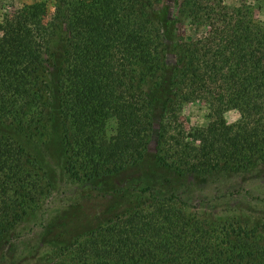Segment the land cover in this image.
Returning <instances> with one entry per match:
<instances>
[{
  "label": "trees",
  "instance_id": "1",
  "mask_svg": "<svg viewBox=\"0 0 264 264\" xmlns=\"http://www.w3.org/2000/svg\"><path fill=\"white\" fill-rule=\"evenodd\" d=\"M172 1L189 20L174 61L163 0H56L52 17L37 2L14 13L13 40L0 26V142L16 141L2 153L38 141L71 180L91 188L87 196L105 201L73 235L56 232L65 224L44 234L40 248L72 254V264H264V224L251 226L239 212L191 213L177 194L264 168V24L246 3L231 17L224 0ZM193 102L214 109L208 135L182 127L180 113ZM230 111L239 115L233 124L224 118ZM113 121L121 130L109 134ZM116 175L120 188L100 189ZM44 181V173L0 169L1 254L20 238L16 225L44 197Z\"/></svg>",
  "mask_w": 264,
  "mask_h": 264
},
{
  "label": "rangeland",
  "instance_id": "2",
  "mask_svg": "<svg viewBox=\"0 0 264 264\" xmlns=\"http://www.w3.org/2000/svg\"><path fill=\"white\" fill-rule=\"evenodd\" d=\"M37 2L45 3L49 16L54 15L56 0H0V26L4 27L3 35L6 40H13L16 36L14 13L23 6ZM242 3L251 5L255 9L256 18L264 24V0H224L226 13L233 17ZM160 8L163 14L168 13V21L164 26L167 60L174 61V48L178 38L189 34V20L182 8L172 0H163ZM58 43L60 41L55 42V45ZM56 52H61L59 46ZM49 71L55 73L56 69L51 68ZM47 85L49 109L54 112L53 78L48 77ZM224 118L228 124H233L239 119V115L235 111H230L225 113ZM180 122L187 132L208 135L215 127L214 109L204 102L186 104L180 113ZM120 130L118 121L111 122L107 129L109 134L118 133ZM156 141L157 131L154 130L149 138V152H156ZM15 142L13 139L11 141L4 139L0 142V169L21 168L37 172L42 176L44 173L45 195L29 207L26 217L16 225L15 233L20 238L11 248H6L5 255L0 251V264H72V254L63 252L59 248H40L44 234L54 224L59 227L65 224V228H58L56 232L70 229L73 235L80 222L86 221V217L94 216L98 206L105 201L96 193L87 196L86 191H90L91 188L71 180L61 165L57 166L49 160L38 141L33 140L30 144L28 142L27 148L23 145L22 153L13 150L9 156L4 155L1 146ZM11 147L14 148L13 145ZM38 168L42 172L38 171ZM122 179L123 176L120 175L109 177L103 181L105 187L100 189L107 192L110 189L120 188ZM231 187L237 192H233V196L221 198L225 189ZM177 194L187 203L191 213L214 218L232 217L234 212H239L245 217L252 218L251 226L258 222L264 224V168L242 173L233 179L215 178L203 189L188 185ZM8 254L10 258L7 257Z\"/></svg>",
  "mask_w": 264,
  "mask_h": 264
}]
</instances>
